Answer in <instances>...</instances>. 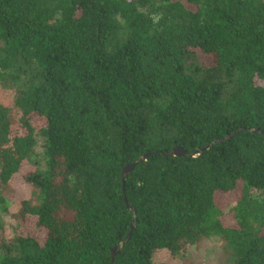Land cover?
<instances>
[{"label": "trees", "instance_id": "1", "mask_svg": "<svg viewBox=\"0 0 264 264\" xmlns=\"http://www.w3.org/2000/svg\"><path fill=\"white\" fill-rule=\"evenodd\" d=\"M12 202L0 264H264V0H0Z\"/></svg>", "mask_w": 264, "mask_h": 264}, {"label": "rangeland", "instance_id": "2", "mask_svg": "<svg viewBox=\"0 0 264 264\" xmlns=\"http://www.w3.org/2000/svg\"><path fill=\"white\" fill-rule=\"evenodd\" d=\"M41 152L42 141L39 140L36 153L41 154ZM17 208L18 205L12 202L9 203L7 214L0 213L2 226L4 227L2 235L7 238H10L13 234L15 221L11 214L16 212ZM155 261L157 264H226L227 259L223 252L221 240L214 237L193 247L185 256L173 258L166 251L158 252L155 256Z\"/></svg>", "mask_w": 264, "mask_h": 264}, {"label": "water", "instance_id": "3", "mask_svg": "<svg viewBox=\"0 0 264 264\" xmlns=\"http://www.w3.org/2000/svg\"><path fill=\"white\" fill-rule=\"evenodd\" d=\"M200 153H201V151H197V152H195V153H193V154H190V156H191V157H195V156L199 155ZM164 155H165V156H168V157H169V156H177V157H178V156H185V155H187V152H186L182 147H176V148L173 149L172 152L165 153ZM148 157H149V154H145L144 156H142V157L140 158L139 161L127 165V166L124 168V170H123V178L125 179V178L127 177V175H128L129 173H131L139 163L146 161V160L148 159ZM127 206H128L129 208H131L130 205H129L128 203H127ZM114 254H115V251L113 252L112 258H113V256H114Z\"/></svg>", "mask_w": 264, "mask_h": 264}]
</instances>
